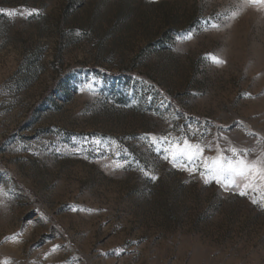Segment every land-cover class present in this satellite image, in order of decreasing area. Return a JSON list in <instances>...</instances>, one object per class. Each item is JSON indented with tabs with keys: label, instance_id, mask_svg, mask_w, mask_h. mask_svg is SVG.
<instances>
[{
	"label": "rangeland",
	"instance_id": "1",
	"mask_svg": "<svg viewBox=\"0 0 264 264\" xmlns=\"http://www.w3.org/2000/svg\"><path fill=\"white\" fill-rule=\"evenodd\" d=\"M0 9V261L264 264V179L209 171L264 158V6Z\"/></svg>",
	"mask_w": 264,
	"mask_h": 264
},
{
	"label": "snow or ice",
	"instance_id": "2",
	"mask_svg": "<svg viewBox=\"0 0 264 264\" xmlns=\"http://www.w3.org/2000/svg\"><path fill=\"white\" fill-rule=\"evenodd\" d=\"M247 3L250 5H261L264 6V0H247ZM5 11L4 9H0V12ZM36 11V10H32ZM9 15H14L15 10H11L8 12ZM215 27V25H214ZM190 38V37H188ZM212 59L217 63H223V61L218 60L216 57H212ZM189 147V142L185 139L184 145L178 152H175L174 158L178 156L184 155V152ZM195 151H202L199 147L195 148ZM230 151L232 152L233 157L238 155H242L246 157L250 151V149H241L237 150L236 148H231ZM193 157L188 156V159L191 160ZM209 171L213 173L214 178H217V183H220L219 177L224 176L227 178L228 176H240V177H247L252 176L253 179H264V158L257 157L254 161H248L245 158L240 159H230L229 157L223 156L222 154L219 158L215 159L213 165L209 167ZM208 180H205L207 183ZM243 194V193H241ZM255 203V201H253ZM59 247L58 245L53 246V251ZM0 264H7L6 261H0Z\"/></svg>",
	"mask_w": 264,
	"mask_h": 264
}]
</instances>
